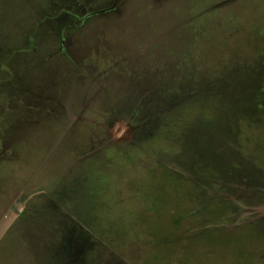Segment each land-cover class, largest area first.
<instances>
[{
    "label": "rangeland",
    "instance_id": "1",
    "mask_svg": "<svg viewBox=\"0 0 264 264\" xmlns=\"http://www.w3.org/2000/svg\"><path fill=\"white\" fill-rule=\"evenodd\" d=\"M0 264H264V0H0Z\"/></svg>",
    "mask_w": 264,
    "mask_h": 264
}]
</instances>
